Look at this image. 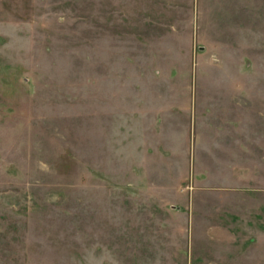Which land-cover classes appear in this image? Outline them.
<instances>
[{
	"label": "rangeland",
	"instance_id": "rangeland-1",
	"mask_svg": "<svg viewBox=\"0 0 264 264\" xmlns=\"http://www.w3.org/2000/svg\"><path fill=\"white\" fill-rule=\"evenodd\" d=\"M229 98L264 119V0H0V264H230L264 185L207 152Z\"/></svg>",
	"mask_w": 264,
	"mask_h": 264
},
{
	"label": "crops",
	"instance_id": "crops-1",
	"mask_svg": "<svg viewBox=\"0 0 264 264\" xmlns=\"http://www.w3.org/2000/svg\"><path fill=\"white\" fill-rule=\"evenodd\" d=\"M245 101L244 98L224 99L217 103L221 107L212 108V110H214L219 116V119L212 121L213 123L207 122V144H205V146H207V152H223V154H227L232 161L237 154V157L239 158V165H237L240 182L246 185H255L254 194H245V196L242 195V197H248L249 199L252 198L253 200L259 201L261 200L260 197L262 195L260 196L258 190L261 188L258 187L264 185V154L260 157V160L256 159L254 165H251L250 167L241 165L240 162L241 159L246 162L247 153L251 152L254 148L258 151L264 152V126L261 125V121L264 122V119H259L258 122H255L256 124H251L248 128V123L257 120L253 117L248 120ZM208 109V107L207 109H202L198 106L194 107V122H198L197 119L195 120V115L198 118V113H202V111L206 115L211 116ZM199 141L204 145L203 140L200 139V135L197 134L195 139L196 144H194L197 149L199 148ZM247 179H249V183ZM262 205L263 204L259 205L260 210L263 208ZM256 213L260 212L257 211ZM227 232L230 239V251L232 248L234 249L232 252L229 251V253H227V259L230 261V264H259L263 261L261 252L257 253V250L260 251L264 246L263 231L254 230L252 231V235L244 236V239L242 241L240 240L241 242L236 240L237 238L233 235V231L224 230L225 234H227ZM252 249L257 250L251 251ZM235 253L238 260L233 257Z\"/></svg>",
	"mask_w": 264,
	"mask_h": 264
}]
</instances>
